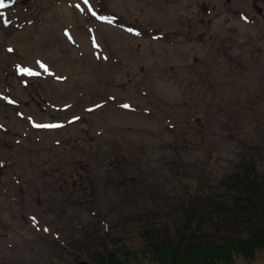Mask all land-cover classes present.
I'll return each instance as SVG.
<instances>
[{"label":"rangeland","instance_id":"rangeland-1","mask_svg":"<svg viewBox=\"0 0 264 264\" xmlns=\"http://www.w3.org/2000/svg\"><path fill=\"white\" fill-rule=\"evenodd\" d=\"M0 11V264H95L111 248L121 264H160L143 229L161 206L156 220H182L163 196H187L170 179L180 167L200 174L207 162L205 192L228 204L245 168L264 179V0H16ZM233 264H264V247Z\"/></svg>","mask_w":264,"mask_h":264},{"label":"trees","instance_id":"trees-1","mask_svg":"<svg viewBox=\"0 0 264 264\" xmlns=\"http://www.w3.org/2000/svg\"><path fill=\"white\" fill-rule=\"evenodd\" d=\"M31 98L37 100V95L33 93ZM40 99L44 100L42 97ZM262 108L264 115V105ZM43 150L46 153L45 157H50L49 151L46 148ZM243 165L252 166L254 162L250 160ZM179 166L182 164L177 165V167ZM184 169L187 170L185 166ZM207 169V162H205V169L200 174H192L189 171L183 173L182 167H180L178 169L180 174L170 177L187 188V196L169 195L173 187L164 188L163 196H166V203L179 208L184 214L180 223L174 224L175 220L171 217V223L169 220L165 223L156 220L155 218L161 219L162 212L160 210L164 209L163 206L151 210L154 216L151 218L153 222L143 230L145 238L148 235L149 238L158 240L151 241L148 245L152 247L154 255H160V259L157 260L160 264H233L236 256L252 255L256 248L264 247V204L261 205V202L264 201V179L259 178V173L254 166L248 171L245 168L244 172L238 173L235 178L237 191L232 195V201L228 204L218 200L209 191L205 192L210 186ZM67 178L68 184L72 188L79 189V185L82 184L79 169ZM195 183L198 186L197 191H201V193L190 191ZM242 187L249 194L248 200H245V197L241 195ZM157 195L161 196L159 191ZM163 213L168 216L173 212L169 214L164 211ZM243 226L246 227V237L242 236ZM156 231L161 232L160 238L155 237ZM52 242L54 246L60 249L64 248L55 239H52ZM47 243L50 244V240ZM99 253L98 256L94 254L95 264H121L118 250L111 248L106 253ZM72 264L83 263L77 261Z\"/></svg>","mask_w":264,"mask_h":264},{"label":"snow or ice","instance_id":"snow-or-ice-1","mask_svg":"<svg viewBox=\"0 0 264 264\" xmlns=\"http://www.w3.org/2000/svg\"><path fill=\"white\" fill-rule=\"evenodd\" d=\"M85 3H88V0H84ZM15 0H0V10L7 8L8 6H10L11 4H14ZM77 7H79V5H77ZM4 13L2 11H0V18H3ZM7 22V21H6ZM9 51H12L11 49H9ZM40 67L44 69L45 72L48 71V66L46 64L41 63ZM20 71L22 73L28 74V75H39V73H34L31 69H23L21 68ZM99 107V106H97ZM123 107L128 108L129 105H123ZM36 127H59L60 125H35ZM34 220V218H33ZM47 229H45L46 231Z\"/></svg>","mask_w":264,"mask_h":264},{"label":"water","instance_id":"water-1","mask_svg":"<svg viewBox=\"0 0 264 264\" xmlns=\"http://www.w3.org/2000/svg\"><path fill=\"white\" fill-rule=\"evenodd\" d=\"M82 263H83V264H89L87 261H84V260L82 261Z\"/></svg>","mask_w":264,"mask_h":264},{"label":"bare ground","instance_id":"bare-ground-1","mask_svg":"<svg viewBox=\"0 0 264 264\" xmlns=\"http://www.w3.org/2000/svg\"><path fill=\"white\" fill-rule=\"evenodd\" d=\"M263 186H264V184H263ZM262 187V186H261Z\"/></svg>","mask_w":264,"mask_h":264}]
</instances>
